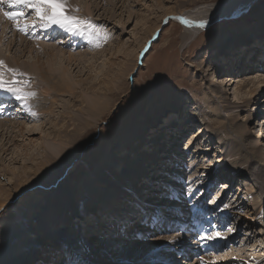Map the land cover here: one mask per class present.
I'll return each mask as SVG.
<instances>
[{
  "label": "rangeland",
  "instance_id": "1",
  "mask_svg": "<svg viewBox=\"0 0 264 264\" xmlns=\"http://www.w3.org/2000/svg\"><path fill=\"white\" fill-rule=\"evenodd\" d=\"M103 1L104 0H77L78 3H76L75 9H79V11H70V13L68 14L74 15L79 19H86L92 24L94 23L93 25L99 23L97 26L103 34L99 36L94 35V37H96L97 40L100 41V44H105L103 45L104 51V47H106V49H110V52L105 53V55H103L102 58L100 57L101 59H98L97 61H94L92 59V61H94L91 64L92 66H82L81 64L77 63V65H74L72 67L65 66V69H67L66 71L69 70L67 76L69 80L72 77V85L77 83L81 78L83 81L85 80V83H90V81H92L94 84H99L100 81L104 80L103 77H105L107 71H111L110 73L114 75L118 74L119 80H115L112 84H110L112 90L106 92V95H104V92L103 94L100 93L98 95V93H96L97 91L89 92V90H82V88L76 86L79 89H77L76 94L80 95L78 99L74 98L73 96H69L68 94H63V96L57 95L58 97H56L55 92H51V95L53 97H51L50 95L44 96L41 91H43V89H45L47 86L43 84V81H36L35 83L39 84L36 85L38 86L39 90H35V96H38H34L33 101L39 102H28L27 100V102L24 103L29 106V108L27 106L26 108L31 111V113L35 112V110L38 112L36 113L37 117L27 119V125L42 126L41 129L38 130L39 132L37 131L34 136L27 139L25 136H21L19 133H15L16 131L14 132V130L10 128L11 126L7 127V124L6 126H4L3 123L0 124V127L2 126L0 128V188H3L4 192L7 190L13 193L17 180L16 176L18 175H25L27 181L32 180V171L31 173L29 171V173L27 174L24 173L21 168L23 167L22 164L24 166H27L28 169L35 168V162L44 159V156L38 149L32 148L34 144L36 145V142H48L49 147L51 148L47 152L48 159L55 160L56 158H60V154H58L59 152L57 153L56 151H58L59 148H67L68 145L66 143L63 144V142L60 143L55 140L54 133L57 132V128H53L51 123L54 124L55 121V124H57L59 128L62 127V131H64L65 128H69L68 130L73 129V121H70L71 116L74 118L76 117V120H78V122L80 123H83V121L86 120L84 118H87V121L94 120L96 124L94 123L93 127H90L82 132V134L79 135L78 142H76L75 144L69 143L68 148L71 150V152H73V155L70 156L69 159H67L64 165L66 169H64L65 172L63 173V175L58 177L59 175H61L60 172V174L57 176L58 178L56 177L57 179L55 180L54 184H51L49 187L37 184V186L32 189L31 192L32 194L38 193L39 195H42L46 198L48 193L55 191L58 186H61L62 183H64L66 189L68 190L69 196L73 199V201H76H74L73 203V205L75 206L73 210L75 214L73 221L76 230H78L79 232H76L75 230L72 231V229L69 227V230H67V232L65 231V226L63 225L60 226V229L53 231L51 228H47V230L51 231V235L49 234L50 236H48L47 239L57 243H64L66 242L65 237L68 238L69 233H73L75 236L76 232L78 233L79 237L80 235L81 237L83 236L82 239H84L86 242L93 241L96 243L98 241L99 243L101 240H107V238L109 237V235L107 236V233H110V236L112 235L110 240L119 239L120 241H123L121 242L122 244L120 246L112 249L113 251H108V253H110L109 259L111 257V259L108 261L103 259L105 252L97 251L99 255L97 256V260H95L89 258V256L83 252V250L85 249L83 248L82 251L78 250L76 254L73 252L75 254V261L73 264H132L127 260H116L118 257H123V255L119 256L118 252L122 250V248H132L133 244L131 242L135 240V238L133 239L134 236L131 233L137 229V225L133 224L131 225L132 227L125 228L127 230L124 233L119 232V227L121 224L115 221L113 213L111 212L112 210H114L116 213L115 215L123 216L128 213V211L124 210L126 207L117 205L120 204L118 202L114 203L110 201L109 204L102 206L101 210H98L96 209V207L101 205L102 203H99V205L98 203H95V208H92L90 201L82 200L80 203H78L76 197L77 191L74 187L76 183H80V181L84 179V177H87L89 174H91V171L93 172V169L96 167V165L100 163L99 161H103L105 158H108V156H111L114 159L120 161L119 159L123 158L127 153H130L129 150H126L125 147L128 148L130 145L133 148L145 150V147H136L138 140L136 141L131 139V136H135V134L140 130H142V134L146 136L154 130L152 129L153 127L162 128V125L164 127L167 126L170 120L167 123L166 120L172 118L171 122H173V125L177 126L178 128L175 126V129H171L172 127H167V129L170 128L167 130V132L177 133L178 135L176 136L178 138L181 137V132H186L184 133V136L177 141L179 142L178 153L185 154V159L181 161V163L178 162L182 158L177 163L176 161L173 163L174 166H171L170 172L171 174L174 173L175 176H169L167 179L168 181H165H167L168 185L170 184L171 187L177 188L176 190L183 193L182 187L184 185L183 183L185 182H181V187L178 188L177 181L179 180L180 182L181 177L183 180L186 179V183H189L186 186V191L188 193H193L194 196L196 195V190H198L199 194L196 196V199L199 200V202L201 201V197L204 196L203 192L207 189L211 194V199L209 200V197H207L206 199L203 197V203H206V206L209 207L211 204L210 201L215 200L214 205L216 208L213 207V209H215L213 211L214 215H217L219 212H221L220 208H222L224 204L229 205V207L227 209H224L222 212L230 213V221L232 225H230L231 228L230 230H228L227 234L233 233L232 236H237L235 241L239 242L240 246H235V248L240 249H236V253L240 256L237 257V254L229 256V254L227 253L223 256V258L229 256V258L232 259L234 257L236 259H234L235 261H239L240 258V260H242L244 263L246 262L247 264H251L246 261L248 250H246L245 248L253 249L251 253L253 255L260 254L264 257V251H261L260 248H257L260 251L255 250L256 245L263 244L264 247V226H252L250 225V221L248 220V218H250L255 222L254 219L259 217L257 211L260 206L258 203V200L260 199V191L257 190V185L255 183L253 184L254 181L253 178L250 177V175L244 176L243 174H239L237 177L233 176V171L239 169V167L242 165V162L239 163V161H236V158L234 156L236 163L234 162V164H228L225 161L227 152L226 149H224V147L230 145V143H233L229 147L230 150H233V152L235 151L234 155L238 153H240V155L242 154L241 158L246 163V165H249V167H247V169L249 170L256 168L258 165H264V158L262 157L263 155L259 157L256 154L254 157H252L248 155V152H245V147L251 145L253 141L260 148L263 146V148L261 149L264 153V104L260 102V99H263L264 94H262L260 97L253 94L250 98L249 92H247L245 89L242 91L235 90V85H233L232 87L226 86L225 88H223L224 91L222 92H219L217 89L218 86H222L227 78L233 79L234 77L237 78L236 80L243 79L242 81L244 84L245 80L250 78V76L257 75L258 72L256 73V70L261 71L259 70V67L258 69H256L257 66H260V63H255V61L264 63V39L261 41L254 39L263 36V32L261 31V29L264 28V25H261L263 21L259 20V16H264V0H254L251 5L245 7L248 8L246 12L240 13L239 16L234 15L235 17H233V19L228 14L230 13V11H234L236 7L238 8L243 6L241 5V3L244 2L236 3L234 2V0H192L190 2H187V0H184L185 3H183L182 0H106V3L105 1ZM222 2H225V5L223 4L224 8L229 7L228 9H226L227 12L221 11L222 9H220L219 12H210L214 13V23L212 22L211 24L207 25L204 30L199 33V35H195L196 37L190 43L181 41L182 35L185 32V26L181 22V20H183V17H181V13L186 14L194 11L195 13H192L193 15L190 14L189 16H185H187L188 18H190V16L197 18V11L201 13L207 8H219L218 6H221ZM85 6L88 7L86 8ZM110 8L114 9V11L109 10ZM91 9L94 12H91ZM106 10L107 14L105 13ZM90 15L91 18L86 17ZM202 16H205V14H202ZM199 18L202 19L201 16H198V19ZM34 19L35 17L31 15V17L25 22H32L34 21ZM259 22H261V24ZM0 23V54L2 56L5 55L9 58L13 57L12 55H14L15 58L17 57L15 60L17 62L19 61V66L21 68H23V66L30 65L32 63L31 58L34 55L36 59L38 58L40 59V62H42L43 66L42 64L41 66L43 67V69H47L46 72H51L52 74L54 71L52 72L46 67V62L48 61V59L46 58H48V56H45L44 54V51L48 49V46L54 45L58 48L62 46L64 50L72 52L70 49L73 48H71V46L67 47V45L64 43L65 38H63L62 34H55L53 37H51L42 33L47 36L45 39L49 37L51 39L53 38L51 42H47L46 40L40 41L31 39V41L25 40L26 42H24L23 39H20V35H22L23 33L21 34V32L19 31L16 33L13 32L11 30L12 28L10 27L11 25L3 22L2 20ZM38 30H41V28H38ZM245 40H250L249 44L251 45V48L248 49L247 47H245V49H243L244 47H242L241 49V47L236 45V47H238V50L241 52L240 55L235 56V58H228L227 55H223L226 51L225 48L227 45L233 44V42L235 41L237 43H241ZM10 41H12V48L10 49L11 51H8L6 43H9ZM28 42L33 45L34 49L44 50L41 51L43 53H33L29 56L27 54V49L25 48L27 47L26 44ZM86 42L88 43V46H90V44L92 43L91 40H88ZM84 46L88 50L83 49L82 51L80 50V48H76L73 53L76 54L77 52L81 51L91 53L95 49L94 45L90 47H87V45ZM23 48H25L23 53L24 55H16ZM227 52L229 53V50H227ZM88 58L89 57H87V59ZM63 64H65V62H63ZM230 64H233V66ZM245 64L248 68L250 67V70H246V72L242 75L243 72L242 69H240V66ZM230 66H232L233 68ZM28 67L30 68V66ZM43 69L41 70L42 75L48 78L47 75L51 74H45V71ZM58 74V71H56L55 76H58ZM231 75L233 77H231ZM12 79L13 77L10 76V78L6 79V81L8 80L9 82L6 83H10ZM52 79L50 84L55 85L54 79L57 80V78L54 77V74L52 76ZM50 84L48 85L50 86ZM118 84L119 86H117ZM41 85L44 87H42ZM112 91L115 92L113 93ZM93 93L97 95H94ZM38 97H40V99L42 100H39ZM253 97L255 99H252ZM56 99H58L57 103ZM229 99L234 100V103L229 104L227 102ZM80 100L83 101L82 104H80ZM43 101H45L47 105ZM222 101L223 103H221ZM32 102L37 106H35ZM47 102L50 104H48ZM52 103L54 106L52 105ZM39 104L41 106H39ZM48 105H52L53 110ZM33 106L35 109L33 108ZM229 106L233 108L231 111L227 108ZM43 107H45V111L43 110ZM62 107H66L67 110L66 108ZM99 108H105L106 112L104 113V115H100L97 117V110H99ZM47 109L48 111H46ZM7 110H10L9 107ZM213 112H218V118H214H216V121L218 120L222 122L220 127L219 125L214 124L212 120H210V117L212 116V114H214ZM174 113L178 115L179 113H181L182 117L173 116ZM232 113L235 116V118L233 119L230 118ZM67 115H70V117H68ZM22 116L23 114L21 115V117L14 116L16 118L14 121H24L23 118L25 117ZM214 118L212 117L213 120H215ZM56 120H59L60 122L57 123ZM1 121L4 120H0V122ZM239 127L246 128H244L247 132L245 139H242L241 135L236 133ZM198 128L202 130V134L200 135L202 137L200 138L199 136L200 139L198 141L195 140L194 142V140H192L190 136H192V134L194 133L200 134V132H198ZM257 129L259 136L257 135L256 139L255 136L257 133H255V131ZM46 133L48 134L46 135ZM52 134L54 138L52 137ZM129 138L131 141H129ZM190 141L193 142L191 143L192 145L187 144V142L190 143ZM29 143L31 144V146H28L27 152L23 151V145L27 146V144ZM184 146H186L185 148H187L188 151L184 149ZM195 146H200L201 150H206V152L211 149L212 151L208 153L209 155H204V153H202L199 156V154H197V151L199 149H197ZM14 150L16 151V154ZM31 157L34 158L35 164L30 160L32 159ZM184 161H186V163ZM191 161L192 164L190 163ZM88 163H91L92 166H90L88 171H85L82 176L78 177L83 172V170H85L84 166ZM211 163L214 164L215 171L218 172L214 173V171H210L209 176L208 169H210ZM7 164H9V166ZM6 166H13L15 170L14 174H12V172H10L9 170L7 171ZM199 166H201L202 169H200ZM73 168H76L75 171H73ZM260 169H262L261 171L264 173V166H261ZM71 171L74 172V178L73 176L69 177ZM226 171L227 173L230 172L227 175L225 174L226 177H230L228 180H225L226 178H222V175ZM78 173L80 174L76 176V174ZM219 173L221 174V176H219ZM259 174L260 176H262L261 173ZM187 176L188 179L185 178ZM212 178H214V180L220 179V181L216 183L215 186L216 194L215 192H213V188H211L210 186V184L215 183L214 181L212 182ZM231 179L233 181H231ZM165 181H163V183ZM159 182L162 183V181ZM247 182L249 185L244 186L243 183ZM167 184L165 186H167ZM223 184H227L228 186L224 188L221 186ZM159 186H162V188L165 187L161 184ZM138 191L139 189L136 191L134 190L132 193H128L133 198H135L137 202L140 201L139 203L131 204V206L135 210L138 209L136 213L139 212V209H141L144 205L143 203H145V200H142V194H144L143 191L140 195L137 196L136 194H138ZM54 194H56V192H54ZM56 197L62 199L60 198V195H56ZM238 197H240V199H238ZM28 199L29 200L26 201L31 204V207L30 204H28L26 207H23L21 211L22 215H18V218L21 222L20 223L18 221V224L20 223V226L22 228H24V226L31 228L30 225L34 227L38 224V222H43L44 217L46 218L47 215L46 211H41L37 208V200H33L32 198ZM131 200L132 199H130L129 201ZM163 200H165L164 204H166V197L160 198V202ZM15 201L16 198L14 202ZM76 203H78V205ZM171 204L172 206L176 205L172 202H169L168 205L171 206ZM88 205H90V209H92L90 210L91 212L85 210ZM115 205L120 207L122 211L120 212L116 210L118 207L116 208ZM146 205L148 206L147 208H149V206L153 204ZM154 205L159 206L161 204L158 202ZM12 206H14L13 208H16V206L17 208H21V206L17 204ZM75 208L77 210H75ZM180 208H182V210L185 209L184 205ZM247 211L248 214H246ZM100 212H109L106 213L108 214L106 216H108L111 221L109 222V224H107V227L105 229L103 228L100 233H94V239H90L91 234L94 231H92V229H89L90 227H92L91 225H89V222L94 219V216H100ZM263 212L264 206L262 207V213ZM10 214L11 210L9 209L8 211L7 208L6 211L5 209L0 211V228L4 226L3 220H5ZM249 215H252V218ZM125 217L127 218L128 216ZM125 217H122L121 219H119V221L124 222L122 219H124ZM254 222H251V224ZM22 224H24V226ZM104 226H106L105 222ZM34 228H36V226ZM43 228L45 229V227ZM121 230L124 231V228H122ZM139 230H141V228ZM1 231L2 230L0 229V232ZM19 231V234H21L22 230ZM90 232L91 234H89ZM248 233L251 234L252 237L249 241H246V239L249 237ZM44 238L46 239V235L42 236L41 239L44 240ZM158 238L160 240H164L162 243L165 245L161 249L158 248V244L154 243L158 240ZM41 239H39V241ZM169 239L170 237L167 238L165 236H160L156 239L154 238V240H145L143 243L146 244L145 246H137L136 250H140L141 248L145 250L146 248H148V254L146 255V257H142L141 260H137L136 264L150 263L152 257L154 260L157 259L156 264H160L161 261H165V264L171 262V258L174 259V257L169 249L170 247L174 246L170 244L176 245L180 241L183 242L184 240L182 241L181 239H179L178 243L177 241L169 243ZM2 240H4L5 242L6 238L3 237ZM32 240L37 241V239L35 238ZM95 243L91 244L93 248H96L98 246V243ZM71 245L74 248L77 247L75 246V244ZM46 247L47 251L48 248L51 249L52 246ZM53 248L51 249V251L54 252L55 248ZM84 251L86 253L88 252L86 251V249ZM31 254H33V252H31ZM59 254H61L59 251H55V255ZM8 255L2 256V258L5 260L4 262L7 264L15 260V257L11 261L8 260L10 258V256ZM132 257L135 261V259L137 258L136 253L135 255L133 254ZM25 260L28 261L29 259L26 258ZM261 264H264V262H262Z\"/></svg>",
  "mask_w": 264,
  "mask_h": 264
},
{
  "label": "bare ground",
  "instance_id": "2",
  "mask_svg": "<svg viewBox=\"0 0 264 264\" xmlns=\"http://www.w3.org/2000/svg\"><path fill=\"white\" fill-rule=\"evenodd\" d=\"M104 1L107 3L106 0H104ZM158 1H160V0H158ZM182 1H183V3H185L184 0H182ZM190 1H192V0H187V2H190ZM253 1L254 0H242V1L234 0V2H236V3L244 2V3H241V5H243V6L238 7V8L236 7V9L234 11H230V13L228 12L229 14L228 13L227 14L229 16H231V18L233 19V17H235L234 15L239 16L240 13L246 12V10L248 8H245V7H248L249 5H251ZM66 3H67V6H68V9L71 12H74V11H72V9L74 10L76 8L75 5H76V3H78L77 0H66ZM224 3L222 2L221 4L223 5ZM158 4H159V2H158ZM184 5H186V4H184ZM222 5L221 6L219 5L218 6L219 8H216V9L215 8H213V9L207 8V9H205V11H203L201 13H199L197 11V13H196L197 15L195 14L197 16V18L191 17V16H190V18H188L187 16H185V15L189 16L190 14L195 13L194 11L190 12V13H186V14L185 13L184 14L181 13V17H183V20H181L180 18L179 19L181 20L182 24L185 26V32H184L185 35L184 34L182 35L181 41L182 42L184 41L185 43H190L196 37L195 35H199V33L204 30V28H198V27L195 26V24L198 23L199 21H202V20L203 21H209V24H211L215 19L213 18V14L214 13H210V12H214V11L215 12H219L220 9H222L221 11H226L227 12L226 9H228L229 7L224 8L225 4L223 6ZM111 8L109 10L114 11V9H111ZM104 9H107V8H104ZM70 11H69V13H70ZM91 12H94V11L92 10ZM109 12H108V14H109ZM207 12H209V13H207ZM105 13L107 14V10H106ZM202 14H205V16H202ZM198 16H201L202 19L201 18L198 19ZM222 16H224V15H222ZM261 16H259L260 17L259 20H261L263 22H262V24H261V22H259V23L263 26L264 25V16L263 15H261ZM86 17H90L91 18V15L90 16H86ZM184 17H185V19H184ZM84 20H86V19H84ZM184 20L189 21L192 24V26H188V25L184 24L183 23ZM0 22H1V18H0ZM4 22H6L8 24L9 20H7L5 18ZM32 23H33V21L32 22H27V24H32ZM98 24L99 23H97L95 26H97ZM38 28H40V27H38ZM38 28L36 30H34L33 32H36V34H37V31H38V34H41V36H43L46 33H48V35H51V34L61 35L62 34L63 38H65L64 43L67 45V47L71 46V48H73V49H70L72 52H68V51L64 50V48L62 46L60 48H58L57 46L52 45V46H48V49L46 51H44V50H36V49H34L33 45L31 43H29V42L26 44L27 47H25V48L27 49V54L29 56H30V54H33V53H35V54L43 53L41 51H44L45 56H48V58H46V59H48V61L46 62L47 65L46 64H44V65H46L48 70H50L52 72L54 71L52 74H51V72H49V71L48 72L52 76L54 74V77L57 78V80L54 79L55 80V85H51L50 84L51 83V79H52L51 75H47L48 78L44 77L42 75L41 70L43 69V67H42L43 64H42V62H40V59H38V58L36 59V57L34 55L31 58L32 63L30 65H26V66H23V68H21L19 66L20 65L19 61L17 62L15 60L17 57L15 58V56L12 55L13 57L9 58V57H7L5 55L2 56L0 54V61H3V65H0V72L3 73V77L2 78H3V80L5 82H9L8 80L6 81V79L10 78V76L13 77L12 81L15 80V81L19 82V87H20L21 93L27 94V93H34L35 90L36 91L39 90L38 86H36V85H39V84L35 83V82L36 81H39V82L43 81V84L45 86H47L45 89H43V91H41V93L44 94V96H49L50 95L51 97H53L51 95V92H53V93L55 92V96L56 97L63 96V94H68L69 96H73L74 98H77V99H78V97H80V95L76 94L77 89H78L76 86H79V88H82V90H89V92L97 91L96 93H98V95L100 93L103 94V92L105 93L104 95H106V92H109V91L112 90L110 84H112L113 81H115V80H119V78H118V74L117 75L111 74L110 73L111 71L110 72L107 71L105 77H103L104 80L100 81L99 84H94L92 81H90V83H87V82L85 83V80L83 81L82 78H81L80 80L78 79L79 81L77 83L72 85V77L70 78V80H71L70 81L68 79V76H67V73H69L68 72L69 70L66 71L67 69H65V66L66 67H72L74 65H77V63L81 64L82 66H86V65L89 66L94 61H97L98 59H101L103 57V55H105V53L110 52V49H106V47H104L105 51L103 50V45H105V44H103V43L100 44L99 43L100 41H98L97 38L94 37V35H96L95 31L92 32L91 36H88L87 32H85V34L83 36H79V35L73 36L71 34L65 33L63 30H59V29L55 28V26L53 28H50V29H47V30H44V29L38 30ZM98 29H99V27H98ZM11 30L13 32H15V33L18 32L15 29V26ZM40 31H41V33H40ZM261 31L263 32V36H261L259 38H256L254 40L261 41V40L264 39V28L261 29ZM100 32H101V34H103L101 30H100ZM42 33H44V34H42ZM19 35H20V33H19ZM20 39L21 40L23 39L24 42H26L25 40H27V39L24 38L23 34L20 35ZM88 40L89 41L91 40L92 43L90 44V46L94 45L95 49L91 53L82 52L83 49L84 50H88V49L85 48L84 45H87V47H90V46H88V43L86 42ZM249 41L250 40H245L244 42H241V43H237L235 41V42H233V44L227 45L226 48H225L226 51L224 52L223 55L224 56L227 55L228 58L229 57L230 58H235V56L241 54V52L238 50V47H236V45L241 47V49H242V47H244L243 49H245V47H247L249 49V48H251V45L249 44ZM5 42H6V40H5ZM6 45L8 47V51H11L10 49L12 48V46H11L12 45V41H10L9 43L7 42ZM25 48L20 50V52H18L16 55H18V54L24 55L23 53H24V49ZM76 48H80V50H82V51L81 52H77L76 54H74L73 52L76 50ZM258 48H259V46H258ZM227 50H229V53L227 52ZM236 52H239V53H236ZM90 54H91V56H90ZM87 57H89V58L87 59ZM19 59H20V57H19ZM92 59L94 61H92ZM236 61H237V59H236ZM63 62H65V64H67V65L63 64ZM255 63H260V66H257L256 69H258V67H259L260 68L259 70H261V71H257V70L255 71L256 73L258 72L256 76H250V78L245 80V83L243 84V81H242L243 79L236 80L237 78H234L231 75V77H233V79L232 78H227V80H225V82L222 84V86L220 85V86L217 87L218 91L222 92V91H224L223 88H225L226 86L232 87L233 85H235V90L242 91V90L245 89L247 92H249V95H250L249 97L250 98H251V96L253 94H255V96H259V97L262 94H264V63L263 62H256V61H255ZM41 64H42V66H41ZM230 65L233 66V64H230ZM28 66H30V68ZM62 66H64V67H62ZM232 66H230V67H232ZM230 67H228V68H230ZM240 67H241L240 69H242V72H243L242 75L246 72V70L247 71L250 70V67L248 68L246 64L245 65H241ZM244 67H246V68H244ZM12 70H15V74L13 73ZM43 70L45 71V74H49V73L46 72L47 69L45 70V68H44ZM55 70L58 71V73H59L58 76H55V73H56ZM230 73H231V71H230ZM228 77H230V76H228ZM12 81L10 83H12ZM48 84H50V86ZM117 86H119V84ZM42 87H44V86H42ZM93 94L97 95L95 93H93ZM7 95L8 94H6V93L5 94H0V101H4V103L1 102V104L2 103L6 104L8 102L7 100H9V99H8ZM75 95H77V96H75ZM37 96L38 95H36L35 97H37ZM38 98H39V100H42V99H40V97H38ZM70 98H72V97H70ZM252 99H255V98L253 97ZM27 100H28V102L33 101V97L25 99L23 101V104L25 106H23V107L21 106V102L16 101L15 99L9 100V102L14 104V105L12 104L13 106H11L9 109L10 110H12V109L14 110V108H15V110L12 113V115L21 117V115L23 114L22 117H25V118H23L24 121L17 122L18 120L14 121L16 118L12 117V119H6L4 121H1L0 124L3 123L4 126H6V124H7V127L11 126L10 128L13 129L14 132L16 131L15 133H19L21 136H25L28 139L29 137L34 136L36 134V132L41 129L42 126H37V125L28 126L27 125V119L28 118L37 117L36 113H38L36 110H35V112L31 113V111H29L26 108V106L29 108V106L24 103V102H27ZM57 100L58 99H56V103H57ZM208 101H209V99H208ZM33 102L38 103L39 101L38 102L37 101H33ZM43 102H45V101H43ZM227 102L229 104L230 103H234V100H230L229 99ZM260 102L262 104H264V97H263V99H260ZM82 103H83V101L80 100V104H82ZM221 103H223V101ZM45 104H46V102H45ZM48 104H50V103H48ZM52 105H53V103H52ZM52 105H50V106L48 105V106L51 107V109H52ZM35 106H37V105H35ZM39 106H41V105L39 104ZM66 107H62V108H66ZM33 108H34V106H33ZM44 108L45 107H43V110H44ZM227 108L230 111L233 109L230 106L227 107ZM7 109H8V107H6V110H4V108L2 107V108H0V112L3 113V114H6V111H10V110H7ZM66 110H67V108H66ZM105 110H106L105 108L104 109L103 108H99V110H97L98 111L97 117L100 116V115H104V113L106 112ZM46 111H48V109ZM49 111H51V110H49ZM212 111H213V109H212ZM218 112H219V107H218ZM218 112L217 113L213 112L214 114H212V116L210 117V120H212L214 124H217L220 127L222 122H220L218 120L216 121V118H214V117L218 118ZM58 115H60V114H58ZM61 116H64V115H61ZM61 116H59V117H61ZM67 116L70 117V115H67ZM67 116H65V117H67ZM173 116L179 117V116H181V113H179V115L174 113ZM212 117L215 120H213ZM228 118H229V115H228ZM230 118L231 119L235 118L233 113L230 116ZM84 119H86V120H84ZM84 119H83L84 120L83 123L82 122L80 123V122H78V120H76V117L74 118V117L71 116L70 117V121H73L72 122L73 129L68 130L69 128L68 129L65 128L64 131H62V127L59 128L58 125L55 124V121H54V124L51 123L53 128H55V129L57 128V132L54 133L55 140L57 142H60V143L63 142V144L66 143L68 145L67 148H64V147L63 148H59L58 151H56L57 153L59 152L58 154H60V158L59 159L56 158L55 160L54 159H48L47 152L51 149L49 147L48 142L47 141L46 142H40V143L36 142V145L32 144L33 145L32 148L38 149L41 152V154L44 156L43 157L44 159L41 160V161H38V162L36 161L35 162L34 158L31 157L32 159H30V160L33 163L34 162L36 163V164L34 163L36 165L35 168H29L28 169L27 166H24L23 164H22L23 167L21 168L22 171L24 173H27V174L29 173V171H30V173L32 171V173H31L32 174L31 176H33L32 180L31 181H27L25 175L24 176H22V175L19 176L18 175V176H16L17 180H16V185L14 187L13 193H11V191H7V190L4 192L3 188H0V190H1L0 191V211H2L4 209L6 211V208L8 209V211H9V209L11 210V214L7 218L5 217L6 219L3 220L4 221V223H3L4 226L2 225L3 227L0 228L2 230L0 232V264H7V263L4 262L5 260L2 258V256L8 255V254H9L8 256H10V258L8 260H10V261L12 259H14V257H15V260L12 261L9 264H21V263L22 264L23 263H25V264H59V262H60V260L62 258L67 260V264H73L74 261H75L74 258H75L76 252L78 250L82 251L83 248H85L86 251H88L86 253L84 251L85 250L84 249L83 252L85 254H87L89 256V258H92V259H95V260H97V256L99 255L97 251L105 252L104 256H103V259L108 261V260L111 259V257L109 259L110 253H108V251L109 250L113 251L112 249L117 248L118 246H120L122 244L121 242H123V241H120L119 239L110 240V238L112 236V235L110 236V233H107V236L109 235L107 240H101L99 243H98V241L96 243L93 242V241H88L89 242L88 243L84 239H82L83 236L82 237H81V235H80V237L78 236V233H76V232H79V231L76 230V228L74 226V221H73L74 220V215H75L74 211H73L75 206L73 205V203H74L75 200L73 201V199L69 196L68 190L66 189L64 183H62L61 186H58V188L55 191L48 193L46 198L44 196H42V195H39L38 193L37 194H32V192H31L32 189H34L37 186V184H41V185L49 187L51 184H54L55 180L58 177L63 175V173L65 172L64 169H66L64 165H65L67 159H69L70 156L73 155V152H71V150L68 148L69 147V143L70 144H75L76 142H78L79 141V135H81L82 132H84L88 128L93 127V125L95 123L94 120L93 121H87V118H84ZM60 120H62V119H60ZM169 120H170V122H169ZM171 120H172V118L166 120V123L167 122H169V123L165 127L163 125H162V128L153 127L152 129H154V130L150 134H147L146 136H144V134H142L143 133L142 130L138 131V133H136L135 136H131L132 137L131 139L136 140V141L138 140V143L136 142L137 143L136 147H139V146H140L139 148H141V147L144 148L145 147L144 148L145 150H143V149L139 150L137 148L131 147L130 145L127 148L124 145L126 150H129L130 153H127L123 158L119 159L120 161L114 159L111 156H108V158H105L103 161H99L100 163L98 165H96V167L93 169V172L91 171V174H89L87 177H84L85 180L82 179L80 181V183L78 182V183L75 184L74 188L77 191V196H76L77 197V202L80 203L82 200L90 201V204L92 205V208H95V206H94L95 203H98V205H99V203H102L101 205L96 207V209H98V210H101V207L105 206L106 204H109L110 201H112L114 203L115 202L116 203L117 202L120 203V204H117V205L125 206L126 208L124 210L128 211V213L123 215V216H118V215H115L116 213H115L114 210L111 209L112 210L111 212L113 213V217H114L115 221L119 222V224H121V225H124L123 228H125L129 224H130L129 225L130 227H131V225H133V223L131 222V219L133 217V214L135 215L137 210H135L131 206V204L132 203L136 204V203L140 202V201L137 202V200L135 198H133L131 195H129L128 193H132L134 190L136 191V190L139 189L138 194H136L138 196L143 191L144 194H142L143 195L142 200H145L144 201L145 203H143L144 205L142 206L141 209L147 208L148 206L146 204H156L158 202L161 204L160 206H162L164 204L165 200L160 202V198L161 197L162 198L166 197V195L164 194L166 189H165V187L162 188V186H159V185L161 184V185L165 186L167 184V181H168L167 179H168L169 176H171L170 168H171V166H174L173 163L175 161L177 163L182 158L178 162V163H181V161H183L185 159V157H184L185 154H181V153L179 154L178 153L179 142H177V141H178V139L183 137L184 133H186V132H181L180 133L181 134L180 138H178L176 136L178 134L175 133V132H167V130L170 129L171 127H172L171 129H175V127H177V126L173 125V122H171ZM56 121H57V123L60 122L59 120H56ZM167 127H170V128L167 129ZM244 128L243 127H239V129L236 132L237 134L241 135L242 139H245L246 138V134H247V132L245 131L246 128L245 129ZM198 132H200V134L199 133H194V134H192V136H190L192 138V140H194V142H195V140L198 141L202 137V136H200L202 134V130L200 128H198ZM255 133H257L256 136H255L256 139H257V135L259 136L258 129L255 131ZM47 134L48 133H46V135ZM49 134H51V133H49ZM199 136H200V138H199ZM52 137H53V134H52ZM45 138H46V136H45ZM129 141H131L130 138H129ZM187 144H191V143L187 142ZM232 144L233 143H230V145H228V146L224 145V146H226V147H224V149H226V152H227L225 161L228 164H230V163L234 164V162L236 163V161H239V163L242 162L241 163L242 165L239 167V169H237L236 171H233L234 174L232 172L231 173L233 174L234 177H237L239 174H243L244 176H249L250 175V177L253 178V181H254L253 184L255 183L257 185V190L260 191V199L258 200L259 201L258 203H259L260 206H259L258 211H257L258 214H259V217L254 219L255 222L252 219H250V218H248V220L250 221V225H252V226H257V225H259V226L263 225L264 226V212L262 213V207L264 206V176H263L264 173L261 171L262 169H260V167L264 166V165H260V166L258 165L256 168L250 169V170L247 169V167H249V165L248 164L246 165V163L242 160V158H241L242 154L240 155V153H238V154L234 155L235 151L233 152V150H230L229 147ZM24 146L25 145H23L22 150L27 152V148H28V146H31V144L29 143V144H27V146H25V147ZM186 146H184V149L188 151V149L185 148ZM32 148H30V149H32ZM196 148L199 149L197 151V154H199V156L202 153H204V155H207L209 152L212 151V149L209 150L208 152H206V150H201L200 146L196 147ZM261 148H263V146ZM261 148L259 146H257L255 144V142L252 141L251 145H248V147H245V152H248L249 153L248 155L252 156V157H254L257 154L259 157L263 155L262 157L264 158V153L262 152ZM15 154H16V151H15ZM234 156L236 158V161H235ZM184 162L186 163V161H184ZM190 163L192 164V161ZM243 163H244V165H243ZM7 165L9 166V164H7ZM8 166H6L7 167V171L9 170L10 172H12V174H14V172H15L14 167L12 166L13 167L12 168V167H8ZM90 166H92L91 163L86 164L84 166L85 170H83V172L81 174L80 173L76 174V176H78L79 174L80 175L78 177L82 176V174L85 173V171L86 172L88 171ZM199 167H200V169H202L201 166H199ZM76 168H73V171H75ZM203 170H204V168H203ZM73 171H71L72 174L70 173L69 177L74 175ZM208 171H209L208 172L209 176H210V171L211 172L214 171V173L218 172V171L217 172L215 171L214 164H212V163H211V167H210V169H208ZM60 172H61V175H59ZM229 173H227V171H226L222 175V178H224V179L226 178L225 180H228L230 177L228 178V177H226V175L229 174ZM259 173H261L262 176H260ZM219 176H221L220 173H219ZM74 177L75 176H73V178ZM185 178L188 179V176L185 177ZM181 179H182V177H181ZM70 180H73V179H70ZM165 180H167V181H165ZM184 180H186V179H184ZM159 181H162V183H160ZM163 181H165V182L163 183ZM231 181H233V180L231 179ZM48 182H49V185H48ZM45 184H47V185H45ZM177 184H178V188L181 187V185L179 183V180L177 181ZM187 184H189V183H187ZM243 185L246 186V185H249V184L247 182V183H243ZM175 189H177V188H175ZM29 192H31V193H29ZM54 192H56V194H54ZM56 195H60L61 196L60 198H62V199L57 198ZM137 196H135V197H137ZM190 196L192 197L193 193H190ZM15 198H16V201L14 202ZM28 198H32L33 200H37V202H38L37 208L39 210H41V211H46L47 212L46 218L43 216L44 217L43 222H41V221L38 222L37 221L38 224L36 223L37 224V225H35L36 228H34L35 226L32 227L31 225H30L31 228H29L27 226H24V224H22L24 226V228H22L20 226L21 222H20V219L18 217L20 215H22V213H21L22 208L26 207L28 204H30L28 201H26V200H29ZM17 199H18V201H17ZM130 199H132V200L129 201ZM166 199H167V197H166ZM238 199H240V197H238ZM251 199H254V198H251ZM169 202L170 201H168L166 204H168ZM194 202H195L196 205H198L199 200H197V199L195 200L194 199ZM78 203H76V204L78 205ZM200 203H203V198H201ZM16 204L20 205L21 208H19V207L17 208V206H16V208H13L14 206H12V205H16ZM128 204H129V206H128ZM117 205H115L116 208L118 207ZM171 206H172V204H171ZM30 207H31V204H30ZM184 207L187 210L190 209L186 205H184ZM201 208L199 207V209H201ZM214 208H216L215 205H214ZM180 209L182 210V208H180ZM212 209H211V211L213 212L214 209L213 210ZM75 210H77V209L75 208ZM85 210L91 212L90 210H92V209H90V205H88ZM116 210H118L120 212L122 211L120 207H118ZM109 212H100V216L96 215V217L94 216V219H92L91 221L89 220L90 221L89 225L92 226L89 229L90 230L92 229V231H94L92 234H91L92 231L89 233V234H91V238L90 239H94L95 238L94 233H96V232L100 233L103 230V228L105 229L107 227V224H109V222L111 221L108 218V216H106V215H108L106 213H109ZM92 213H94V212H92ZM246 214H248V211L246 212ZM253 214H254V212H253ZM229 215H230V213H229ZM92 216H93V214H92ZM125 216H128V217L126 218ZM215 216L216 217H221L223 219H226V217L228 216V213L227 212L224 213V212L221 211ZM249 216H251V218H252V215H249ZM122 217H125L124 219H122L124 222L119 221V219H121ZM145 218L146 217H144V219ZM18 221L20 222L19 224H18ZM103 221L105 222L106 226H104V222ZM86 222H87V220H86ZM251 222H254V223L251 224ZM28 223H29V221H28ZM62 225L65 226V231L69 230L68 227L71 228L72 231L75 230L76 231L75 232V236H74L73 233H69L68 234V238L65 237L66 242H64V243H57V242H54V241H51V240L47 239L48 236L51 235L50 234L51 231L47 230V228H49V229L51 228L52 231H53V230L60 229V226H62ZM43 227H45V229ZM136 228L138 229L139 225H137ZM19 230H22L21 234H19L20 233ZM125 230L126 229H124V231ZM141 230L144 231V228L141 229ZM139 231L140 230H137V232H139ZM145 231H147V230H145ZM232 234H227V235H225V237L229 236L230 238H233L232 242L234 243L236 238H237V236L236 235L232 236ZM45 235H46V239L45 238H44V240L41 239L42 236H45ZM65 236H67V235H65ZM3 237L6 238L5 242H4V240H2ZM27 237H30V238H27ZM33 237L35 239H37V241H35V240L33 241L32 240V239H34ZM143 237H145V234L143 235ZM251 237H252V235L249 234V237L246 239V241H249ZM167 238H169V237H167ZM39 239H41V240L39 241ZM178 240H179V238H178ZM178 240H177V243H178ZM163 241L164 240H160L158 238V240L156 242H154V243L158 244L159 245L158 248L161 249L165 245V244L162 243ZM92 243H95V244L98 243V246L96 248H93L92 245H91ZM131 243L133 244L132 245L133 247L130 248V249H127V247L126 248H122V250H120L118 252V255L119 256L123 255V257H118L116 260H119V261H126L127 260L130 263H132V264H136L137 260H141L142 257H146V255L148 254L147 253L148 248L145 247L146 248L145 250H143L142 248L140 250H138V249L136 250L137 246L140 247L141 245H143V246L146 245V244H143L144 243L143 240H140V241L134 240ZM71 244H75V246H77V247L74 248ZM170 245L176 246L175 244H170ZM243 245H245V244H243ZM46 246H49V247L52 246L51 249L54 247L55 251H59L61 254L55 255V251L53 252L49 248L46 251V248H47ZM70 248L73 249V251L70 252L69 251ZM255 248H256L255 249L256 251H260L257 248H260L261 251H264L263 244L262 245H256ZM235 249L240 250L239 248H235ZM245 249L248 250V254L246 255L247 256L246 257V261H248L251 264H261L262 262H264L263 255H260V254L259 255H257V254L253 255V254H251L253 249H248V248H245ZM31 252H33V254H31ZM135 253L137 255V258L134 261V258L132 257V255L133 254L135 255ZM173 257H174V259L171 258L172 261L169 262L168 264L175 263V260H176L175 256H173ZM26 258H28L29 260L28 261L25 260ZM156 260L157 259L154 260L153 257H152L150 263H144V264H156ZM232 260H234V259H231V258L229 259V257H228L227 259L222 260L220 263L224 264V263H227L229 261L231 262ZM201 261L202 262H206V261H203V258L201 259ZM215 261H219V260H214L213 262H215ZM80 264H83V263H80ZM101 264H104V263H101ZM160 264H165V261H161Z\"/></svg>",
  "mask_w": 264,
  "mask_h": 264
},
{
  "label": "snow or ice",
  "instance_id": "3",
  "mask_svg": "<svg viewBox=\"0 0 264 264\" xmlns=\"http://www.w3.org/2000/svg\"><path fill=\"white\" fill-rule=\"evenodd\" d=\"M4 5H6L8 9H13L17 5H24V7L30 11V14L35 17L33 23L21 24V20L27 19L24 10L5 11L3 7ZM69 11L70 10L67 7L66 0H0V13H3V16L7 20L11 21L15 26V29L21 33L28 34L29 28L35 27L38 24L41 29L47 30L55 26V28L63 30L65 33L73 36H83L85 32H87L88 36H91L93 31L96 32L97 36L101 35L97 26L93 25L90 21L79 19L74 15L68 14ZM72 11H79V9H74ZM183 23L188 26H192V24L187 20H184ZM208 24L209 21L202 20L196 23L195 26L198 28H205ZM0 65H3V61H0ZM12 71L15 74V70ZM2 77L3 73L0 72V94H8L9 100L15 99L16 101H19L23 107L25 106L23 104L25 99L35 96V93H21L18 81L14 80L12 83H6ZM190 143L192 142L190 141ZM221 186L226 188L228 185L223 184ZM210 202L215 203V200H211ZM228 207V204H224L222 208H220V211H223ZM218 238H222L219 231H206L204 234L199 235L197 242H211L217 240ZM177 240L178 238L176 236H172L169 239V243ZM69 251L71 252L73 249L70 248ZM59 264H67V260L62 258Z\"/></svg>",
  "mask_w": 264,
  "mask_h": 264
}]
</instances>
